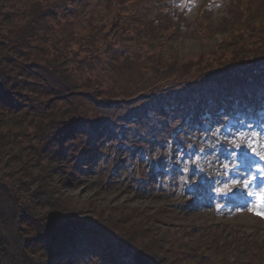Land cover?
I'll use <instances>...</instances> for the list:
<instances>
[{
  "label": "trees",
  "instance_id": "1",
  "mask_svg": "<svg viewBox=\"0 0 264 264\" xmlns=\"http://www.w3.org/2000/svg\"><path fill=\"white\" fill-rule=\"evenodd\" d=\"M41 2L7 0L8 4L13 5L6 9L0 0V103L5 107L0 110V264H49L51 259L57 264H77L78 261L84 264L89 261L93 264H136L133 257L136 253L149 264H155L154 254L147 250L138 252L135 246H130L123 232L116 231L118 223L126 226L125 221L129 215L115 208L111 212L115 219L107 222L99 217L81 218V212L87 206L79 205L71 197L65 196L57 183L64 182L67 170L72 171L67 181L70 178L78 179L82 173L79 170L84 169L79 166L83 163L86 164L84 166L90 164V159L93 160L97 152L96 147L111 139L114 143L112 157L117 163L114 168L120 167L127 158L124 156V159H119L126 148H129V158L133 157L135 151L147 157L146 149L153 142L167 143L169 150L175 143L183 145V140L188 136L195 141V146H190L188 150L190 154L199 151V158L205 156L210 161L207 154L213 153L210 162H216L215 154L229 147V135H225L227 129L247 136L248 132L258 130L257 126L260 129L264 126V78L242 79L245 72L242 78L234 76L242 71L240 69L243 66L240 64L244 60L258 64L260 70L264 68V41L249 57L233 55L232 62L228 64L219 63L208 67L205 64L203 67L200 64L195 67L186 65L178 73L185 76L192 71L190 68H194L202 79L196 78L195 81L193 78L192 82L183 83L182 85L189 87L172 90L166 99H156L150 106H138L139 112L130 111L113 118L112 114L120 110L122 101L108 99L90 103L96 106L93 113L76 115L74 109L80 108V105L75 103L74 97L84 95L86 98H94L97 90L89 84L80 85L75 75L72 76L74 79H70L68 76L73 73L62 66L58 53L66 47L68 40L80 43V47L87 53L93 51L95 47L92 42H95L96 37L88 32L89 25L82 27L79 32L78 27L68 22V14L74 13L72 0H47V7ZM158 2L160 0L155 4ZM241 2L238 1L240 10L243 9ZM144 4L145 1L137 4L134 15L136 18H129L120 31L127 34L123 36H128L138 44L144 31L141 24L133 23L139 16L143 17ZM245 16L246 19L249 18ZM48 31L57 32L53 39L45 38L58 45H53V48L49 46L47 50L53 56L56 67L50 65L49 69L46 60L45 66L36 64L34 58L41 59L37 51L32 48L24 49L30 37L31 40L35 36L39 39L41 32ZM146 36L148 35L145 34L144 37ZM116 43L119 44L118 41ZM233 43L236 45V42ZM233 43H230L232 48ZM101 44L104 57H99L97 53L91 59L93 63L94 59L100 60L101 64L110 60V66L128 51L138 55L139 51L136 49L139 50L141 46H124L115 50L112 57L111 54L107 55L104 48L106 44ZM154 46L156 45L149 44L146 47L152 52L156 51ZM38 50L42 56L48 53L45 49ZM150 60L155 65L161 59ZM163 69L173 71L174 66ZM160 70L161 68L152 74L156 75ZM104 71L103 67L97 69L94 64L87 72L100 75ZM53 99L58 103L50 106L49 101ZM36 111L43 113L40 120L32 115ZM153 116L154 120H147ZM47 118L49 120L46 121ZM29 121L37 123L35 128L38 131L31 139L25 135ZM168 124L171 126L165 130L164 125ZM250 137L252 138L249 140H253L255 136ZM243 141L244 139L240 143L242 150L235 152L238 157H242L244 152L250 153V148H245L247 143L243 144ZM229 168L234 167L231 164ZM215 169H205L201 178L211 180ZM144 179L137 178V181H145ZM138 215V212H134L132 221L136 222ZM172 243L175 244V241L172 240ZM182 245L181 264H184L185 259L193 264L195 261L189 259L192 255L204 254L203 244L186 246L187 248H184L185 244ZM223 247L219 250V245L215 244L214 253L210 257H203L216 260L222 255L226 258L233 250L227 251ZM254 254L244 251L238 256L242 257L241 260L236 258L237 264H264V258L258 259ZM92 256L95 257L91 258Z\"/></svg>",
  "mask_w": 264,
  "mask_h": 264
},
{
  "label": "rangeland",
  "instance_id": "2",
  "mask_svg": "<svg viewBox=\"0 0 264 264\" xmlns=\"http://www.w3.org/2000/svg\"><path fill=\"white\" fill-rule=\"evenodd\" d=\"M41 1L47 7V0ZM79 1L83 0H72L74 13L68 14V22L78 27L79 32L82 27L89 25L88 32L96 37L95 42H92L95 49L87 53L80 47V43L68 40L66 47L59 50L58 56L62 66L73 73L69 74L70 79H74L72 76L75 75L80 85L84 83L94 86L97 92L94 98H86L84 95L74 97L75 103L80 105V108L74 109L76 115L93 113L96 106L90 103L108 99L122 101L121 112L117 110V113L112 114L113 118L130 111L136 112L138 106H148L156 99H166L172 90L189 87L183 83L192 82L193 78L195 81L196 78L202 79L194 68H190L192 71L185 76L178 73L186 65L195 67L200 64L208 67L219 63L228 64L232 62L233 55L249 57L264 41V0H241L242 10L238 8L240 0H160L157 4V0H84L80 4ZM141 1H145L143 17L138 15L133 23L141 24L144 31L138 44L128 36H123L127 34L120 31L129 18H136L135 9ZM1 5L8 9L13 4L2 0ZM245 15L249 18L246 19ZM56 33L41 32L39 39L36 36L35 39H28L24 49L37 51L41 59L34 58L36 64L45 66L46 60L48 69L50 65L55 67L54 58L47 50L49 46L53 48V45H58L45 37L53 39ZM145 34L148 36L144 37ZM124 38L125 41H122ZM99 42L106 44L104 48L107 55L131 44L141 46L139 50L136 49L138 55L128 51L110 66V60L101 64L100 60L94 59L93 63L91 59L97 53L99 57H104L101 53L103 45ZM230 43H233L234 48ZM149 44L156 45V51L151 52L146 47ZM38 48L48 53L42 56ZM151 58L161 60L154 65ZM94 64L97 69L103 67L105 71L100 75L87 72ZM170 66H174L173 71L163 69ZM240 66H243L240 69L242 71L234 74L238 76L237 79L242 78L243 72L245 75L242 79L264 78V68L260 70L258 64L244 60ZM160 68L158 74H152ZM83 98L86 99L83 101ZM53 100L49 101L50 106L57 105L58 102ZM2 109L5 107L0 103ZM32 115L36 120L43 117V113L37 111ZM147 120H154V116ZM28 124L25 135L31 139L38 132L35 128L37 123L29 121ZM169 126L164 125V129L167 130ZM257 128L252 133L248 132L247 136L227 129L225 135H229V147L215 154L214 163L210 162L213 153L207 154L210 156L209 161L205 156L199 158V151L193 154L188 152L190 146H195L193 137L188 136L183 140V145L175 143L169 150L167 143L153 142L146 149L147 157L135 151L133 157L129 158V148H126L119 159H124V156L127 158L120 167L114 168L117 163L113 161L114 143L111 139L96 147L97 152L94 159H90V164L79 166L84 168L79 170L82 172L80 179L70 178L67 181L72 172L67 170L64 182L57 183V186L65 196L71 197L79 205L87 206L81 212V218L99 217L107 222L115 219L111 213L115 208L129 215L125 221L126 226L116 222V231L123 232L130 246H135L138 252L147 250L154 254L155 264H181L182 243L185 244L184 248L204 245V254L189 258L195 261L193 264L197 261H200L199 264H237V260L242 259L238 256L244 251L252 255L255 253L254 256L261 259L264 258V218L255 213L264 212V159L260 158L264 155V126ZM251 135L255 136L253 140H249ZM242 139L243 144L247 143L245 148H250V157L247 153L240 158L235 155L236 151L242 150ZM231 164L237 171L229 168ZM248 164L251 165L250 170L246 167ZM211 168H216L213 178L202 179L204 170ZM137 178H145V181L139 182ZM229 188L232 189L230 193L227 192ZM133 211L139 214L136 222L132 221ZM215 244L219 245V250L224 246L227 251H233L226 258L221 255L216 260L208 259L215 251ZM206 255L209 257H203ZM50 261L51 264H57L52 259ZM189 263L185 259L184 264Z\"/></svg>",
  "mask_w": 264,
  "mask_h": 264
},
{
  "label": "water",
  "instance_id": "3",
  "mask_svg": "<svg viewBox=\"0 0 264 264\" xmlns=\"http://www.w3.org/2000/svg\"><path fill=\"white\" fill-rule=\"evenodd\" d=\"M134 259L136 261V264H149L148 261L143 258L140 254H136L134 256Z\"/></svg>",
  "mask_w": 264,
  "mask_h": 264
},
{
  "label": "snow or ice",
  "instance_id": "4",
  "mask_svg": "<svg viewBox=\"0 0 264 264\" xmlns=\"http://www.w3.org/2000/svg\"><path fill=\"white\" fill-rule=\"evenodd\" d=\"M260 158H261V159H264V155H261ZM246 167L250 170L251 165L248 164V165H246ZM245 186L247 187V185H245ZM231 191H232L231 188H229V189L227 190L228 193H230ZM224 195H227V193H224ZM255 214L258 215V216H261L262 218H264V212H256Z\"/></svg>",
  "mask_w": 264,
  "mask_h": 264
},
{
  "label": "bare ground",
  "instance_id": "5",
  "mask_svg": "<svg viewBox=\"0 0 264 264\" xmlns=\"http://www.w3.org/2000/svg\"><path fill=\"white\" fill-rule=\"evenodd\" d=\"M53 260V259H52ZM50 264H51V261H50Z\"/></svg>",
  "mask_w": 264,
  "mask_h": 264
}]
</instances>
